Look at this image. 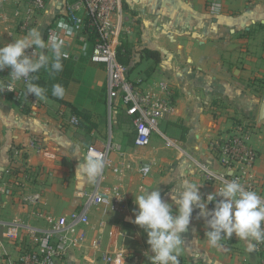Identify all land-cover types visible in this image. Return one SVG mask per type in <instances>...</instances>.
Returning a JSON list of instances; mask_svg holds the SVG:
<instances>
[{"label": "crops", "instance_id": "1", "mask_svg": "<svg viewBox=\"0 0 264 264\" xmlns=\"http://www.w3.org/2000/svg\"><path fill=\"white\" fill-rule=\"evenodd\" d=\"M68 1L73 0H48L46 11L33 26L45 40L49 27L57 28L55 34L60 36L65 32L59 25L71 29L65 15ZM121 3L127 19L119 26L117 48L121 43L128 48L129 77L152 89H158L160 82L174 89V111L161 119L159 127L177 142L178 149L167 147L157 134L145 147L134 145L133 125L124 109L116 106L108 113L105 71L89 59L93 36L81 33L74 37L71 32L65 49L71 68L63 97L67 104L49 97L42 100L34 94L12 98L0 92V264H16L21 247H38L34 231L49 229L58 217L85 204L93 182L78 179L75 172L90 144L102 146L108 140L115 144L110 160L120 171L108 168L103 185L117 188L127 205L115 209L90 205L87 222L82 225L86 232L82 247L66 249L52 264H150L144 255L149 249L147 235L130 222L136 208L134 197L141 187L154 185L162 199L171 203L173 188L189 179L202 184L199 191L202 201L206 199L216 188L201 179L199 164L233 172L214 159L208 147L212 137L226 138L241 127H250L246 143L258 154L252 175L264 177V130L252 127L254 121L264 123L257 117L264 102V0ZM13 11L12 5L0 4V44L27 33L19 31ZM145 49L157 51L159 60L147 58ZM9 72L0 71V79ZM70 105L85 116L79 115L78 124L69 122L74 115ZM215 106L221 111L214 117ZM126 119L132 126L129 139L123 131ZM31 135L38 136L55 157L32 150L25 154L21 144ZM24 161L35 170L26 178L20 172ZM141 165L149 167L146 175L139 171ZM34 194L39 195L38 200L27 199ZM213 207L214 202L208 203L207 209ZM13 222L19 224L16 237L8 234ZM204 225L205 219L194 208L188 230L181 234L180 264L257 263L256 249L248 251L247 242L235 235L221 241L223 248H210ZM104 253L111 255L112 262L101 258Z\"/></svg>", "mask_w": 264, "mask_h": 264}, {"label": "built area", "instance_id": "2", "mask_svg": "<svg viewBox=\"0 0 264 264\" xmlns=\"http://www.w3.org/2000/svg\"><path fill=\"white\" fill-rule=\"evenodd\" d=\"M48 0H0L1 5H12L13 16L19 31L28 32L38 19L46 11ZM66 19L71 27L72 36L77 37L81 33L93 36V51L89 56L92 63L100 64L105 71L104 94L108 113L116 106L124 109L129 116L134 130L133 143L136 147H145L150 143L153 134L159 135L164 144L170 148H177V142L160 130L161 119L171 114L175 108L173 88L167 82H160L158 89L143 86L139 80L132 79L128 75V68L117 57L119 26L126 21L122 10L121 0H73L65 4ZM57 28L49 27L46 30L47 37L55 34ZM30 51V50H29ZM16 91H7V96H24L25 84L16 82ZM32 95V94H28ZM221 109L213 108L215 117ZM264 122V120H260ZM72 124H78V117L72 115L69 118ZM259 125V126H258ZM251 126V125H250ZM260 127L264 130V123L253 122L252 127ZM250 127H241L237 134L226 138L215 136L210 138L208 147L214 159L222 168H230L232 173L215 171L205 164H199L198 172L201 179L209 184L219 187L224 180L237 179L246 189L256 191L264 198V177L256 178L252 175V168L257 159V151L246 143L247 133ZM115 144L111 140L102 146L90 144L86 148V157H98L104 161V169L100 176L93 182L92 191L85 204L78 210L68 215L58 217L49 229L36 230L33 238L38 247L26 245L19 249L16 264H52L55 260L64 256L68 248L79 249L86 239V232L82 225L87 222V210L90 205L104 204L115 209L124 207L122 197L117 188H106L103 178L108 168L119 172V167L112 165L110 153ZM25 154L30 151L42 152L45 157L53 159L55 154L42 145L40 138L31 135L26 143L21 144ZM34 168L27 161L20 164V172L23 178L31 176ZM139 171L146 175L149 171L147 165H141ZM216 190V189H215ZM39 195L27 197L30 200H38ZM219 199V197H217ZM19 224L11 223L8 226V234L16 237ZM97 241H94L96 244ZM258 261L256 264H264V243L256 245ZM101 258L112 262L109 253L102 254ZM151 264V263H150Z\"/></svg>", "mask_w": 264, "mask_h": 264}, {"label": "clouds", "instance_id": "3", "mask_svg": "<svg viewBox=\"0 0 264 264\" xmlns=\"http://www.w3.org/2000/svg\"><path fill=\"white\" fill-rule=\"evenodd\" d=\"M59 27L64 30V36L50 34L45 40L40 29L33 27L26 34L0 44V71L10 69L8 76L0 79V92L16 91V82L23 81L25 95L34 94L36 98L47 99V89L36 81L40 79L38 74L41 70L49 75L63 71L71 29L64 24ZM51 95L62 99L64 86L54 83ZM104 166L101 158L83 157L75 176L94 182ZM201 185L193 180H182L170 193L171 203L162 199L160 190L154 185L138 190L134 197V219L130 222L146 233L149 249L144 255L151 264H180L181 234L188 230L194 208L199 209V215L205 219L204 237L210 248H223L221 241L229 240L233 235L246 241L250 252L257 244L264 243V198L256 191L246 189L239 180L232 179L224 180L215 192L208 193L202 201ZM121 196L118 194L115 197ZM212 202L214 207L207 209L208 203Z\"/></svg>", "mask_w": 264, "mask_h": 264}, {"label": "trees", "instance_id": "4", "mask_svg": "<svg viewBox=\"0 0 264 264\" xmlns=\"http://www.w3.org/2000/svg\"><path fill=\"white\" fill-rule=\"evenodd\" d=\"M144 54L147 58H152L154 61L159 60V53L155 50L151 49H145ZM117 57L121 63H123L127 68L128 71L130 69V56H129V51L128 48L125 46V44L121 43L119 47L117 48ZM40 79L36 81L40 85L44 86L47 89V97L52 98L60 103H66L64 99H57L56 97H53L51 95V87L54 83H60L64 86L65 90L68 84V81L71 77V68L69 65L68 59L63 60V71L56 73L55 75H49L47 72L44 70H41V72L38 74ZM67 104V103H66ZM71 111L74 114V116L79 118V115H81V118H84L83 113H78L74 106H71ZM80 122V118H79Z\"/></svg>", "mask_w": 264, "mask_h": 264}, {"label": "rangeland", "instance_id": "5", "mask_svg": "<svg viewBox=\"0 0 264 264\" xmlns=\"http://www.w3.org/2000/svg\"><path fill=\"white\" fill-rule=\"evenodd\" d=\"M110 117H111V115L109 117H107L108 127H110V125H111ZM131 128H132V126H131L130 120L126 119L125 125L123 126V131H124L125 137L127 139H129V137H130V129Z\"/></svg>", "mask_w": 264, "mask_h": 264}, {"label": "water", "instance_id": "6", "mask_svg": "<svg viewBox=\"0 0 264 264\" xmlns=\"http://www.w3.org/2000/svg\"><path fill=\"white\" fill-rule=\"evenodd\" d=\"M138 59H139V54H137V60ZM257 117L259 120H264V102H261L258 107Z\"/></svg>", "mask_w": 264, "mask_h": 264}]
</instances>
